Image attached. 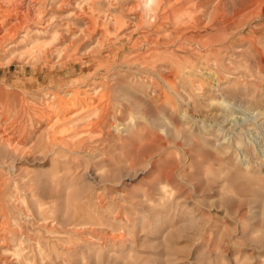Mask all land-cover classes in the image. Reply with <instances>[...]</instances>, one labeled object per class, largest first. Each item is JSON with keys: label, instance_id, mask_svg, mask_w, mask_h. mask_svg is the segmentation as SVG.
Returning <instances> with one entry per match:
<instances>
[{"label": "rangeland", "instance_id": "rangeland-1", "mask_svg": "<svg viewBox=\"0 0 264 264\" xmlns=\"http://www.w3.org/2000/svg\"><path fill=\"white\" fill-rule=\"evenodd\" d=\"M192 1L0 0V264H264V0Z\"/></svg>", "mask_w": 264, "mask_h": 264}, {"label": "bare ground", "instance_id": "bare-ground-1", "mask_svg": "<svg viewBox=\"0 0 264 264\" xmlns=\"http://www.w3.org/2000/svg\"><path fill=\"white\" fill-rule=\"evenodd\" d=\"M154 1L155 0H144V7L146 8V9H149L150 8V6H152L153 5V3H154ZM191 1V0H190ZM242 1H244V0H239V2H238V7H240V5L242 4ZM178 3V2H177ZM170 4V3H169ZM191 4H192V6H190L191 8H188V7H186V8H180V10L178 9V15H179V17H181V18H183L184 16H186V18L187 17H189V16H191V15H193L194 14V12L196 11L195 10V8L198 10V9H201V8H203V7H206L208 4H211V5H213L214 4V9L213 10H215V11H220L219 10V8H220V4H221V0H193L192 2H191ZM245 4H246V2H245ZM248 4V3H247ZM249 5V4H248ZM169 6V5H168ZM176 6V5H175ZM174 6V7H175ZM136 6H134V8H135ZM241 7H243V5L241 6ZM235 9V8H234ZM138 10V9H137ZM195 10V11H194ZM143 12V11H142ZM220 13V12H219ZM221 15V14H220ZM108 16V15H107ZM177 18V17H176ZM195 18V17H194ZM182 21V20H181ZM189 21V20H188ZM192 21H194V20H192ZM116 23H115V29L117 28V29H119V28H121V24H120V22L117 20V21H115ZM190 22V21H189ZM92 24V23H91ZM89 27H91V26H89ZM91 30V29H90ZM18 250V249H17ZM17 264H30V260L29 259H27V258H25V257H23V255H22V252L21 251H18L17 252Z\"/></svg>", "mask_w": 264, "mask_h": 264}]
</instances>
